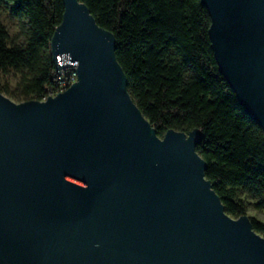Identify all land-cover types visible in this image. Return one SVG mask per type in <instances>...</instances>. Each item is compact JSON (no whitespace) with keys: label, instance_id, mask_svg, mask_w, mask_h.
<instances>
[{"label":"water","instance_id":"95a60500","mask_svg":"<svg viewBox=\"0 0 264 264\" xmlns=\"http://www.w3.org/2000/svg\"><path fill=\"white\" fill-rule=\"evenodd\" d=\"M51 41L78 81L47 100L0 91V264H264V236L206 177L202 131L160 137L112 31L63 0ZM220 72L264 130V0H202Z\"/></svg>","mask_w":264,"mask_h":264},{"label":"trees","instance_id":"16d2710c","mask_svg":"<svg viewBox=\"0 0 264 264\" xmlns=\"http://www.w3.org/2000/svg\"><path fill=\"white\" fill-rule=\"evenodd\" d=\"M80 1L115 35L128 89L158 135L202 131L197 151L226 212L247 214L243 192L264 207V130L219 70L202 0ZM64 9L63 0H0L1 92L20 102L41 100L55 86L51 41ZM4 13L17 21L18 39ZM250 218L264 236V221Z\"/></svg>","mask_w":264,"mask_h":264},{"label":"rangeland","instance_id":"374dc122","mask_svg":"<svg viewBox=\"0 0 264 264\" xmlns=\"http://www.w3.org/2000/svg\"><path fill=\"white\" fill-rule=\"evenodd\" d=\"M2 18H3L4 22L6 23V25L8 26L12 37H14L15 39H18L16 37L18 35V32H19L17 21L12 19V18H10L6 13L3 14ZM12 82H13V84H15L16 83V79H13ZM10 98L12 100H14L15 102H20V101L16 100L13 97H10ZM240 197L243 198L246 201V204H247V215L250 216V217H252V216L256 217L259 220L264 221V207L258 208L256 206V204L258 202H260L261 199L260 198H255V197L249 195L246 192L241 193Z\"/></svg>","mask_w":264,"mask_h":264},{"label":"built area","instance_id":"2783aa9c","mask_svg":"<svg viewBox=\"0 0 264 264\" xmlns=\"http://www.w3.org/2000/svg\"><path fill=\"white\" fill-rule=\"evenodd\" d=\"M77 81L78 64L61 66V72L57 70V74L55 77V86L49 89L46 95L41 100L45 101L51 96L58 95L59 93L67 90Z\"/></svg>","mask_w":264,"mask_h":264}]
</instances>
